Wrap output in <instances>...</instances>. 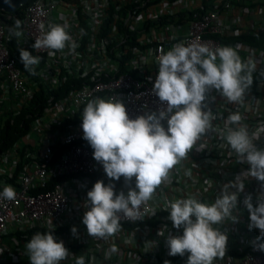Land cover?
Masks as SVG:
<instances>
[{
  "label": "built area",
  "instance_id": "obj_1",
  "mask_svg": "<svg viewBox=\"0 0 264 264\" xmlns=\"http://www.w3.org/2000/svg\"><path fill=\"white\" fill-rule=\"evenodd\" d=\"M245 4L251 9V1ZM237 13L230 0H30L21 11L20 37L11 35L14 27L4 26L0 18V134L7 123L18 121L20 128L25 126L17 142L0 154V175L5 176L0 179V192L10 185L17 193L13 201L0 199V264L8 263L1 260L3 254L10 256L12 264H25L26 256L16 250L19 243H14L15 248L5 243L10 230L37 227L39 233L41 229L49 231L50 220L57 242L76 247L75 251L68 248L73 256L61 264H75L76 256H84L85 264H164L165 260L186 264L188 254L169 256L166 238L158 236L165 225V236L183 232L168 220L165 200L194 196L202 203H213L222 186L248 165L238 162L218 132H210L202 141L207 149L193 150L176 165L170 181L142 208L143 221L122 219L121 231L115 236L93 238L82 223L88 210L84 207L87 192L97 181L107 184L109 179L82 138L80 119L86 102L94 98H117L131 119L157 111L161 104L151 90L158 75L159 55L179 43L197 42L213 49L228 46L245 61L254 62L253 84L241 104L229 103L215 91L209 94L207 106L217 117L213 125L223 129L227 117L239 112L250 133L258 135L255 143L264 147V50L241 42L227 45L217 39L255 37L264 32L241 29ZM4 17L11 20L15 15ZM41 23L46 29L49 24L67 23L77 45L75 51L65 49L49 57L47 50H35ZM21 49L41 57L40 64L34 66L35 74L24 70ZM163 123L167 127L166 121ZM31 133L38 139L30 140ZM22 139L27 141L23 146L29 163L14 176ZM113 183L117 193H127L123 178ZM131 187H135V178ZM260 191L257 180L245 181L233 211L238 222L218 226L229 239L224 259L214 264H264V252L252 246L259 230H249L250 214L243 203L251 194L255 206ZM73 227L78 230L77 237L72 235ZM113 244L119 251L105 258Z\"/></svg>",
  "mask_w": 264,
  "mask_h": 264
},
{
  "label": "clouds",
  "instance_id": "obj_2",
  "mask_svg": "<svg viewBox=\"0 0 264 264\" xmlns=\"http://www.w3.org/2000/svg\"><path fill=\"white\" fill-rule=\"evenodd\" d=\"M4 2L14 7L12 0ZM6 14L10 13L0 17ZM20 27L21 21L17 20L10 30L11 35L20 37L22 32L17 30ZM68 27L67 23L49 24L46 29L41 23V35L35 40L34 49L47 50L49 57L65 49L74 52L77 45ZM20 61L25 71L35 74L34 66L40 64L41 57L21 49ZM158 66L151 90L161 104L157 111L131 119L123 102L115 97L90 99L83 109L82 138L90 145L93 159L103 167L109 179L107 184L97 181L87 192L84 207L88 210L83 214L82 223L88 236L108 240L121 231L122 219L143 221L142 208L155 199L162 184L170 181L171 170L193 150H206L207 144L202 141L210 132H218L238 162L248 167L222 186L213 203H202L194 196L165 200L168 220L173 228L183 232L182 235L165 236V225L158 236L166 238L169 256L188 254L186 264H214L217 259L223 260L229 237L218 226L226 221L238 222L233 215L238 196L244 192L245 181L255 179L261 185L255 206L251 194L243 203L250 214L249 230H259L252 246L264 252V243H260L264 240V147L255 143L258 135L250 133L239 112L227 117L223 129L214 127L217 117L206 103L209 94L215 91L229 103L241 104L253 84L254 62L242 59L233 47L213 49L193 42L187 46L179 43L159 55ZM121 178L128 188L126 194L123 190L115 191L113 181ZM133 178L134 188L131 187ZM16 195L15 189L8 185L0 192V199L13 201ZM152 215H155L154 208ZM49 225V231L36 233L25 245L30 264H61L73 256L63 241L57 242L54 237L52 220ZM71 232L74 237L78 236L77 228L73 227ZM148 243L155 246V242ZM118 251L113 244L105 258ZM75 264H85L84 256H76ZM164 264L170 261L165 260Z\"/></svg>",
  "mask_w": 264,
  "mask_h": 264
},
{
  "label": "trees",
  "instance_id": "obj_3",
  "mask_svg": "<svg viewBox=\"0 0 264 264\" xmlns=\"http://www.w3.org/2000/svg\"><path fill=\"white\" fill-rule=\"evenodd\" d=\"M21 11L22 9L18 10L15 17L11 20H6V18L4 16H1L0 18L2 19L4 26L8 27V28H13L15 26V22L17 20L20 21V16H21ZM3 14L2 12H0V15ZM218 40L222 41L223 43L229 45L235 42H241L243 44H247V45H251V46H255L257 48L263 49L264 50V32L257 34L255 37H251V36H231V37H225L223 39L217 38ZM13 46H11L12 48ZM25 126H23L22 128L19 127V122H13V123H7L4 131L0 134V154L3 153L5 150L9 149L11 146H13L17 140L19 139L21 132L23 130ZM18 134V136H15V134ZM27 149L25 146H21L18 150L19 153V163H17L16 165V174L14 176H16L23 168V166L27 165L29 163V159L25 158ZM4 175H0V179L4 178ZM42 232L40 233H45L47 232V230H42ZM36 233H39L37 230V227H35L32 230L26 229V230H15V231H9L8 235L5 237V243L8 245V247L11 248H15L14 243L17 242L19 243L18 246H16V250L19 252V254H21L23 257L24 255L26 256V247L25 245L27 244V242H29V240L31 239V237L33 235H35ZM56 231L53 232L54 235ZM67 248V247H66ZM68 248L72 249L73 251H75L76 247L74 245H70ZM67 248V249H68ZM1 260L8 262L5 264H12L11 263V258L8 254H3Z\"/></svg>",
  "mask_w": 264,
  "mask_h": 264
},
{
  "label": "crops",
  "instance_id": "obj_4",
  "mask_svg": "<svg viewBox=\"0 0 264 264\" xmlns=\"http://www.w3.org/2000/svg\"><path fill=\"white\" fill-rule=\"evenodd\" d=\"M230 1L233 3L235 10L238 12L237 14L241 15V19H242L241 29H244L245 31H256L259 29L264 30V0H230ZM247 1H251V6H250L251 9L246 7L245 3ZM23 262L25 264H27L28 262L30 263L27 255Z\"/></svg>",
  "mask_w": 264,
  "mask_h": 264
},
{
  "label": "water",
  "instance_id": "obj_5",
  "mask_svg": "<svg viewBox=\"0 0 264 264\" xmlns=\"http://www.w3.org/2000/svg\"><path fill=\"white\" fill-rule=\"evenodd\" d=\"M30 0H12L14 7H9L4 0H0V12L15 15L17 10L24 7Z\"/></svg>",
  "mask_w": 264,
  "mask_h": 264
},
{
  "label": "rangeland",
  "instance_id": "obj_6",
  "mask_svg": "<svg viewBox=\"0 0 264 264\" xmlns=\"http://www.w3.org/2000/svg\"><path fill=\"white\" fill-rule=\"evenodd\" d=\"M5 119H6V118L4 117L3 120H5ZM38 137H39V136H38L37 134H35V133H31V134H30V140H37ZM26 142H27V141H26L25 139H22V140H21V143H20L21 146L23 147V145L26 144Z\"/></svg>",
  "mask_w": 264,
  "mask_h": 264
}]
</instances>
